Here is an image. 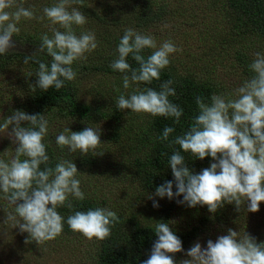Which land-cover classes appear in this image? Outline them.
<instances>
[{"label": "clouds", "instance_id": "clouds-1", "mask_svg": "<svg viewBox=\"0 0 264 264\" xmlns=\"http://www.w3.org/2000/svg\"><path fill=\"white\" fill-rule=\"evenodd\" d=\"M73 5L82 7L84 0H57L52 6L43 8V16L37 17L34 8H25L18 0H0V56L7 55L15 47L12 37L19 34L17 25L22 18H47L50 22L52 35L43 33L37 53L24 59V64L33 60L39 66L35 73L37 84L30 86L32 91L37 88L47 91L53 87L59 91L66 82L75 81L78 73L73 64L86 60V54L98 47L93 32L76 34L74 26L85 25L87 17ZM144 49L154 50L147 59L142 55ZM178 51L180 49L171 40H165L158 47L154 36L127 28L117 47L118 58L110 67L123 74L125 89L131 84H151L154 79H160L161 71L170 64V55ZM42 52L52 57L50 66L38 59ZM130 55L138 68L134 69L128 63ZM254 55L255 59L249 65L254 75L234 94H213L210 104L197 97L199 114L188 131L170 142L196 158L203 160L210 156L217 162L194 174L185 165V157L175 151L169 164L177 191L173 193V182L166 181L156 188L155 196H166L170 200L183 196L178 203L190 207L206 205L212 213L225 203H235L239 211L245 201L248 202L247 211L259 210L260 202H264V54L257 52ZM173 83L165 81L160 91L150 87L136 88L127 98L121 94L116 106L121 111L130 109L153 117H173L179 123L183 109L169 99L176 95L171 86ZM233 95L236 98H231ZM21 122H27L28 126L22 127ZM9 125H13L10 132ZM48 129L49 121L44 115H30L20 110L0 123V134H7L18 145L10 161L0 159V192L14 206L15 212L9 213L5 222L11 221L13 227L28 233L26 244L35 241L39 245L56 239L62 234L65 222L73 232L88 240L108 239L112 228L119 223L117 213L109 208L75 211L66 220L58 212L61 207L73 209L70 197L83 201L85 194L73 161L61 159L54 168L47 167L50 158L44 140ZM174 131L173 127L166 126L159 139L168 141ZM100 135V127H87L79 132L65 128L56 136L55 143L61 151L66 148L69 153L103 155L104 152L97 151L103 145ZM41 165L46 167L41 170ZM148 198L152 199V196ZM153 207L158 208L159 204L154 201ZM169 223H156L158 240L143 264H175L169 253L182 252L183 247ZM186 254L190 259H184L180 264H264V242L257 243L246 232L241 235L228 229V234L219 236L215 242L208 240L206 248L197 242Z\"/></svg>", "mask_w": 264, "mask_h": 264}, {"label": "rangeland", "instance_id": "rangeland-1", "mask_svg": "<svg viewBox=\"0 0 264 264\" xmlns=\"http://www.w3.org/2000/svg\"><path fill=\"white\" fill-rule=\"evenodd\" d=\"M20 2L25 8H34L35 15L40 17L43 16V8L52 6L57 0H18V3ZM134 4L133 0H84V6L93 10L94 14L108 22L113 19L115 23L105 25L86 16L85 25L74 26L77 35L84 31L93 32L98 43L94 51L86 54V60L78 61L82 68L77 71L79 79L74 91L77 101L91 104L113 100V90L118 88L117 86L124 87L116 77L99 72L95 68V61L97 55L105 56L119 44L127 28L154 36L158 47L165 40H171L180 51L170 55L168 69L179 73L188 70L206 74L216 85L218 94H234L247 80L245 77L242 81L238 72L232 71L229 59L234 52L264 54V39L240 36V25L235 22L231 13L225 12L228 11L225 0H168L165 8L166 19L146 31H140L132 25L134 13L129 11V5ZM73 6L81 11L79 5ZM49 24L47 18H22L17 25L20 32L12 37L15 47L9 50L8 59L4 63L0 62V123L18 110L19 101L30 79H34L33 70L24 64L20 54L31 55L39 47L43 33L52 35ZM164 25L169 27L165 28ZM55 27L59 28V25ZM32 43L39 45L34 46ZM231 98L236 97L233 95ZM54 114V111L45 114L49 121L45 140L52 147L56 144V136L65 128L79 132L87 127H100V140L103 145L97 151L104 154H87L88 159L93 160L92 163L81 162L83 154L79 151L69 153L66 148L63 151L56 149L61 154V159L71 160L76 164L79 172L77 178L81 181L80 186L86 198L94 200L98 207L109 208L117 215L133 214L149 226H156V223L163 221L162 206H165V199L144 192L130 175L131 160L134 156L131 147L136 131L134 125L119 131L120 139L114 142L110 137L111 126L105 122L84 125L69 117ZM12 127L13 125H9V132ZM16 146L7 134H0V159L10 161ZM215 162L217 161H212ZM149 196H152V199H149ZM154 201L159 204L158 208L153 207ZM230 206L232 207L221 210L224 214H218L219 219L210 216L209 210L174 207L165 221L172 222L169 226L188 228L200 226V222L206 220L201 225L202 232L179 254L175 264L190 259L186 253L195 243L199 242L202 248H206L208 240L215 242L219 236L227 235L228 229L240 232L241 235L246 232L256 240L264 242V202H260L259 210L254 213L247 211L246 201L241 204L236 214L233 213L237 209L235 203ZM9 213L15 214L14 207L4 204L0 197V264H92L96 249L94 239L88 240L83 235L61 234L56 239L39 245L35 241L26 244L28 233H22L19 227H13L11 221L5 222Z\"/></svg>", "mask_w": 264, "mask_h": 264}, {"label": "trees", "instance_id": "trees-1", "mask_svg": "<svg viewBox=\"0 0 264 264\" xmlns=\"http://www.w3.org/2000/svg\"><path fill=\"white\" fill-rule=\"evenodd\" d=\"M151 1L152 0H133L135 4L133 6L129 5V11L134 13L132 25L140 31L155 28L157 24H161L167 17L165 8L166 1L168 0ZM225 4L228 8V11L225 10V12L231 13L234 16L235 22L240 25L241 37L249 36L257 39H264V0H225ZM81 11L85 16L96 19V22L105 25L115 23L113 19L109 20V22L106 19H102L101 16H98L96 13L94 14L93 10H90L87 6L83 5ZM32 45L38 46L39 44L32 43ZM116 45L117 44H115V46ZM39 47L35 49L31 55L22 53L20 57L24 60L25 57L33 56L37 53ZM117 47L118 45L110 49V53H107L105 56L97 55L98 58L95 61V68L104 75L116 77L120 83L123 84V74L118 71H113L110 67V64L118 58ZM221 49H223V47ZM151 53L149 49H144L142 55L147 59ZM8 57L9 55L0 56V62L4 63ZM38 59L41 62L48 63L49 66L52 61V57L47 55L46 52L39 53ZM127 59L132 68L135 69L139 67L131 55ZM254 59V55L247 52H234L229 62L232 71L238 72L239 77L243 81L245 77L249 79L254 75V73L249 70V65ZM27 65L33 70L34 79H30V83L27 85L23 97L19 101L18 110L24 111L30 115L35 114L44 116L47 112L54 111L55 114L69 117L74 122L84 125L102 121L111 126L112 130L110 132V137L114 142L120 139L119 131L133 125L135 126V136L132 139L131 145V147H133L134 156L131 160L130 175L144 192L155 195L156 188L163 185L166 181L173 182V193L177 191L175 179L169 164V159L175 151H180L181 155L185 157V165L194 174H199L203 169L210 167L213 161L212 157L207 156L201 160L194 157L190 152L185 153L179 145L170 144L176 136L182 135L190 129L194 117L199 114L196 98L201 97L206 103L210 104L211 96L213 94H218L216 85H214L208 75L188 70L187 72L179 73L169 70L168 67H166L161 71L160 79H154L151 84H131L128 89L117 86L118 88L113 90L115 96L113 100L86 104L77 101L74 96L77 80L79 79L78 76L75 81L66 82L65 87L61 88L59 91L54 87L47 91H43L39 88L32 91L30 86H35L37 84L38 77L35 73L38 71L39 66L33 60H29ZM73 68L78 71L82 66L76 62L73 64ZM168 80L174 82L171 86L176 91V95L174 97H169V99L183 109V115L180 117L179 123H176L173 117H153L143 113H140L138 117V114H133L130 109L121 111L117 108L116 100L121 94L125 95L127 98L136 88L144 89L148 87L160 91L161 84ZM21 126L27 127L28 124L27 122H21ZM166 126L173 127L175 131L169 136L168 141H162L159 137L162 135L163 129ZM44 143L47 145V154L50 158L47 167L54 168L56 163L62 158L61 154L56 150L60 148L56 144H53L54 147L48 145L46 140H44ZM14 156L15 150L12 154V158ZM21 159H24V157H21ZM80 161L84 164H89L92 163L93 160H89L88 155H81ZM44 167L46 166L41 165V170H43ZM0 197L4 204L7 203L10 205L4 198L2 192H0ZM70 199H72L73 209H68L67 207L58 208V212L65 217V220L69 215L74 214L75 211H87L98 207L95 201L90 198L85 197L83 201L71 197ZM163 199H165V206H162L164 212L163 222L168 219L174 207L178 208L184 206L191 210H208L206 205L190 207L186 203H178V200H183V196L174 197L171 200L165 196ZM230 205L231 204L225 203L224 207L217 209L215 213L210 212V216L212 215L213 218L219 219L218 214H224L221 213V210L232 207ZM233 213H238V210L235 209ZM118 217L119 223L112 228L111 236L108 239L100 241L93 238L96 243V249L92 264H143V262L150 257L153 245L158 240V236L155 234V226L142 223L133 214L118 215ZM205 221L206 220L200 222V226L194 225L188 228L170 225V228L182 241L183 250L202 232L203 229L201 225H203ZM62 234L82 235L78 232H73L66 222ZM256 242L261 243L263 241L256 240ZM180 253L181 252L175 254L169 253V255L173 256L174 261H176Z\"/></svg>", "mask_w": 264, "mask_h": 264}]
</instances>
